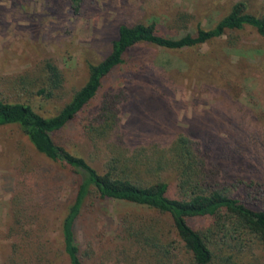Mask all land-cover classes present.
Returning a JSON list of instances; mask_svg holds the SVG:
<instances>
[{
  "label": "rangeland",
  "instance_id": "rangeland-1",
  "mask_svg": "<svg viewBox=\"0 0 264 264\" xmlns=\"http://www.w3.org/2000/svg\"><path fill=\"white\" fill-rule=\"evenodd\" d=\"M84 1V0H83ZM76 15L66 0H0V91L9 101H27L48 115L66 101L86 77V65L109 50L119 24L154 22L158 31L178 37L199 23L211 27L231 7L264 13V0H86ZM241 7H240V5ZM179 14H186L178 20ZM51 59L63 84L51 100H41L14 83L15 75L32 72ZM121 90L118 133L130 152L135 147L165 148L177 134L197 142L217 179H242L264 185V36L244 26L220 37L179 49L139 42L124 54L98 94L52 140L102 170L108 141H88L80 119L97 112L106 91ZM112 139V137H111ZM131 155V154H128ZM134 165L129 163L128 167ZM130 176L147 182L138 161ZM161 178L175 196L170 167ZM78 176L37 152L14 124L0 126V264H67L59 224L72 200ZM264 204V195L259 199ZM160 216L124 200L88 195L73 224L81 264H193L174 243L163 257L141 244L144 227L156 233ZM204 229L201 218L189 220ZM215 262L262 264L257 242L239 234L222 235L206 227Z\"/></svg>",
  "mask_w": 264,
  "mask_h": 264
},
{
  "label": "trees",
  "instance_id": "trees-1",
  "mask_svg": "<svg viewBox=\"0 0 264 264\" xmlns=\"http://www.w3.org/2000/svg\"><path fill=\"white\" fill-rule=\"evenodd\" d=\"M66 2L70 12L76 15L86 0ZM234 6L211 27L205 28L197 23L194 31H186L178 37L161 34L154 22L117 25L108 52L96 63L86 65L83 83L48 115L38 113L27 101H9L0 91V126L16 125L37 152L78 176L75 194L59 224L67 264L82 263L73 224L83 199L88 195L128 201L158 214L161 221L156 233H149L144 227L139 239L144 246L155 249L159 256L168 252L175 237L193 264H229L230 255L215 262L205 231L206 227H213L224 236L239 234L253 238L262 251L264 264V204L259 202L264 195V185L239 178L232 182L219 181L216 171L206 166L197 142L184 134H177L165 148L141 146L127 152L118 133L117 104L124 98L121 90L104 92L97 112L80 119L81 133L88 141L110 143L101 171L94 169L83 157L56 144L50 136L96 97L106 77L123 62L128 49L139 42L166 49L193 47L220 37L226 30L244 26L264 36V13L252 14L240 9L238 4ZM185 17L186 14H179L178 20ZM13 80L20 89L49 101L61 89L63 74L51 59L45 58L34 71L17 74ZM138 161L144 164L150 176L147 182H138L129 174ZM131 162L134 165L128 167ZM168 167L176 176V195L173 197L166 194L167 183L161 178ZM192 218L203 219L204 229L193 228L189 222Z\"/></svg>",
  "mask_w": 264,
  "mask_h": 264
}]
</instances>
